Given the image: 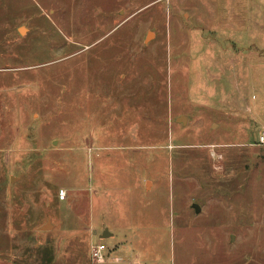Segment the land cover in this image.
Instances as JSON below:
<instances>
[{"label":"rangeland","instance_id":"1","mask_svg":"<svg viewBox=\"0 0 264 264\" xmlns=\"http://www.w3.org/2000/svg\"><path fill=\"white\" fill-rule=\"evenodd\" d=\"M262 128L264 0H0V264H87L40 227L130 188L102 264H264Z\"/></svg>","mask_w":264,"mask_h":264},{"label":"crops","instance_id":"2","mask_svg":"<svg viewBox=\"0 0 264 264\" xmlns=\"http://www.w3.org/2000/svg\"><path fill=\"white\" fill-rule=\"evenodd\" d=\"M91 174L88 175V178L90 177ZM145 183V191L148 193L150 190H152L153 188V183L151 182V188H148V181L149 180H144ZM151 181V180H150ZM149 181V182H150ZM92 182V181H90ZM91 185V184H90ZM93 188V187H92ZM86 191V197H87V189H84ZM135 191L137 192L135 189L130 188V191H128V201L124 204V206L129 210L132 208V202L133 197H132V192L131 191ZM91 192V196H88L87 198V202L89 203V210L87 211V214L89 212V217L87 216V225H90L89 228L87 227V230L84 229V224H85V219L82 218L78 213H76V211L74 210V212H70L69 214H65L64 216H60L59 219V223H55L49 219L46 220V222H44V224H42V226L40 227V229L42 231H46L48 234H45V237H50L52 235V237L55 234H58V243L61 242L62 237H65L67 239H70L69 241H71V239H75V237L77 235L80 234H84L87 233V231H89V240H88V244H87V254L85 257V262L87 264H90L91 261V256H90V239H91V229L92 225H93V211L94 209H102L106 206L104 213L102 214L101 218H103L99 225L96 224L94 227H96L95 229L96 231V235L99 236V238L103 239L104 241L106 239L109 240H115L118 243L120 242V238L117 235V229L116 228H112L110 223V220H118L119 218L122 220L123 224H126V217L128 216V218L130 219V211H125L123 214H119L120 208H121V204H119V200L121 199L119 196H117V193H108L107 199L103 198L102 196H99L97 193H95V191L93 189H90ZM113 198V199H112ZM107 202V203H106ZM110 202V204H109ZM121 215V216H120ZM92 217V218H91ZM89 219V220H88ZM100 228V229H99ZM128 228V227H127ZM89 229V230H88ZM130 229V227L128 228ZM126 232H130V230H125ZM51 234V235H50ZM77 238V237H76ZM67 241V240H66ZM73 241V240H72ZM129 248L131 249L129 255H127V258L125 259L126 261L124 262V264H136V259L134 258L133 252L134 249L132 248V242L129 240ZM58 245V244H56ZM124 245V244H123ZM121 246V244L119 246H121V248H115L113 251L120 253V252H125L126 250H124V248L126 246ZM56 247V246H55ZM113 252V253H114ZM112 253V252H111ZM110 254V253H109ZM58 255V256H57ZM60 253L59 251H56L55 249L52 250V258L53 260H55L58 264H61L62 261H60L61 257H60ZM57 256V257H55ZM119 256V255H118ZM107 261H109L108 263H112L111 261L117 262L122 260L121 257H110V255H108V250H107ZM68 259H69V264H72V258H71V254H70V250H69V254H68ZM46 261V260H45ZM45 261L43 262V264L45 263ZM64 262V261H63ZM78 264H80V262H78ZM141 264V263H139Z\"/></svg>","mask_w":264,"mask_h":264},{"label":"built area","instance_id":"3","mask_svg":"<svg viewBox=\"0 0 264 264\" xmlns=\"http://www.w3.org/2000/svg\"><path fill=\"white\" fill-rule=\"evenodd\" d=\"M256 145L264 146V128L260 129L257 138L254 142ZM67 196L66 190L64 188H59L58 198L60 200L65 199ZM107 245L102 241L92 242L90 244V256L93 264H102L107 257L106 254Z\"/></svg>","mask_w":264,"mask_h":264},{"label":"water","instance_id":"4","mask_svg":"<svg viewBox=\"0 0 264 264\" xmlns=\"http://www.w3.org/2000/svg\"><path fill=\"white\" fill-rule=\"evenodd\" d=\"M20 28H22V27H20ZM20 31H21V29H20ZM176 120L177 121H182V120L185 121L186 118L184 116H179V117L176 118ZM193 206L196 208V211H199V209H200L199 206H197L196 204H193Z\"/></svg>","mask_w":264,"mask_h":264},{"label":"bare ground","instance_id":"5","mask_svg":"<svg viewBox=\"0 0 264 264\" xmlns=\"http://www.w3.org/2000/svg\"><path fill=\"white\" fill-rule=\"evenodd\" d=\"M21 29V31H23L25 28L24 27H22V28H20Z\"/></svg>","mask_w":264,"mask_h":264}]
</instances>
